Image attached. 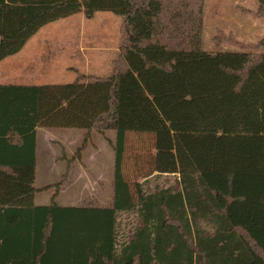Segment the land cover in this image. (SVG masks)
Returning a JSON list of instances; mask_svg holds the SVG:
<instances>
[{
  "label": "trees",
  "instance_id": "trees-1",
  "mask_svg": "<svg viewBox=\"0 0 264 264\" xmlns=\"http://www.w3.org/2000/svg\"><path fill=\"white\" fill-rule=\"evenodd\" d=\"M0 0V60L44 25L81 11L122 16L108 76L0 84V264H264V38L208 52L204 0ZM264 14V0H258ZM85 131L67 170L35 205L37 129ZM113 130L112 207L56 201L91 133ZM152 134V171L181 188L125 177L128 133ZM139 224L121 242L118 217Z\"/></svg>",
  "mask_w": 264,
  "mask_h": 264
},
{
  "label": "rangeland",
  "instance_id": "rangeland-1",
  "mask_svg": "<svg viewBox=\"0 0 264 264\" xmlns=\"http://www.w3.org/2000/svg\"><path fill=\"white\" fill-rule=\"evenodd\" d=\"M188 1L193 7V1ZM203 3L202 42L203 48L208 52L252 50V45L264 38V14L259 13L258 0H204ZM121 25L122 16L113 12L98 11L92 17H87L84 11H81L41 27L28 40L26 50H22L16 57H20L23 61L26 60L28 64L31 60L29 65L34 63L31 69L37 72V77L31 79L30 82L33 83H70L77 78L79 73L108 76L113 72L114 62L119 57ZM40 43L45 47L43 52L49 55L47 58L43 57V61L42 59L37 61L32 56L37 52L36 45ZM15 58H8L9 60L6 61ZM46 65L48 66L45 69ZM1 67L0 64V69ZM84 133L82 129H60L51 135L62 138L66 154H74L83 144ZM105 140L109 141L106 132L104 134L97 131L91 133V138L82 151L86 154V160L83 163H75L78 168L75 169V176L69 179L72 185L67 189L70 193L63 194L61 200L59 199L61 202L73 204V199L77 198L81 199L80 203L83 204L109 205L111 203L113 193L110 192L108 185H111L113 176L115 151L111 144L109 148L101 147V143H105ZM40 149L42 161L39 165L37 187H41L43 183L57 182L63 171L62 165L55 164L54 161L55 154L60 153V148L44 143ZM97 151L106 155L105 162L102 163L105 167V175L98 179L85 169L88 176H83L82 166L79 167V164L85 167L92 165ZM155 152L152 134L128 133L123 166L126 179L131 184L143 183L144 189L149 193L155 192L158 188L180 189L178 176L158 175L157 172L152 171L151 160ZM87 155L92 156V160L87 159ZM93 178L99 185L98 189L96 188V191L98 190L96 195L92 188L90 190L88 187L89 183L95 185ZM51 196L52 191L40 193V198L45 204L50 202ZM92 197L97 199L91 201ZM138 224L136 211L120 213L118 217L119 240L123 242L130 238Z\"/></svg>",
  "mask_w": 264,
  "mask_h": 264
},
{
  "label": "crops",
  "instance_id": "crops-1",
  "mask_svg": "<svg viewBox=\"0 0 264 264\" xmlns=\"http://www.w3.org/2000/svg\"><path fill=\"white\" fill-rule=\"evenodd\" d=\"M28 42V41H27ZM23 46V48L13 54L10 55L2 60H0V64H1V69H0V84H20V85H40L39 83H33L30 82L31 79H35L37 77V72H34L33 69H31V67L34 65V63L32 62V65H29L31 63L28 64V62L23 61L20 57H16L18 56V54H20V52H22V50H26V44ZM37 47L36 49V53L32 56H34V58L39 61L42 59L43 61V57L47 58L49 55L47 53H44L43 51L45 50V47H43V45L40 43L38 45H36ZM45 46V45H44ZM28 56V55H27ZM16 57V58H15ZM8 58H15V59H11V61H6L9 60ZM4 62V63H3ZM48 65L45 66V69L47 68ZM38 72H40V69H38ZM43 73V71H41ZM64 130V129H68V128H48V127H39L37 129V144H36V179H35V187L38 189V192L35 195V205H48L50 204L51 200H52V196L55 193V189L54 188H50V189H45L42 190L43 188L49 186V185H53L56 184L60 181V179L62 178L63 174L66 172L67 170V165H66V160L62 159V150H61V146H65V143L63 142L62 138L60 137H55L51 134H53L56 130ZM76 130H80V129H76ZM84 131V130H83ZM85 132V131H84ZM113 132V134L111 133ZM85 134V133H84ZM106 137H108L109 141H112L113 143L115 142V138H116V133L113 130L110 131H106ZM109 141L107 142L105 140V143H101V147H108L109 148ZM51 144V145H55L58 148H60V153H56L55 154V164L58 163V165H62L63 167V171L60 175V178L57 182L54 183H43L41 187H37V179H38V175H39V165H40V161H42V156H41V146L42 144ZM112 154V153H111ZM115 154V152H114ZM68 158H73L75 156L74 154H69L67 153ZM106 155L102 154L101 152L97 151L94 155L95 161L92 160V156L90 157V155H87V159L91 158L90 160H92V165L85 167L83 165L79 164V167L82 168V174L83 176H88L87 171H90L91 173H93L95 175V177L97 176L98 179L102 178L105 175V170H104V165H102V163L105 162L104 157ZM44 160V159H43ZM86 160V154L82 153L81 157L78 158L76 157L75 162L71 165V170H70V174L68 176V180H66V182L64 183V185L60 188L58 196L56 198V201L59 202L61 205L63 206H79V207H112L113 205V201H114V171H113V176L111 179L110 184L108 185V187L110 188V192L113 193V198L112 201L109 205H97V204H83L80 203L81 199H73L74 203H67L66 202H61L60 198L63 194H68L70 193V191L67 189L69 188L72 184L69 183V179L73 178L75 176L74 172L75 169L78 168L76 167L75 163H83V161ZM46 161V159L44 160ZM101 163V164H99ZM115 163V162H114ZM114 168H115V164H114ZM87 171H86V170ZM93 184L95 185H91V183L88 184V187L92 188V191L94 193V195H96L98 193V190L96 191V188L98 189L99 185L97 184V181L95 180V178H93ZM92 186V187H91ZM48 191H52V196L50 199V202L48 204L43 203V199L40 198V193H45ZM40 198V199H39ZM60 199V200H59ZM90 199V198H89ZM97 199V198H96ZM95 197H92L90 200L91 201H95L96 200ZM68 200V199H67ZM90 200H88L90 202Z\"/></svg>",
  "mask_w": 264,
  "mask_h": 264
}]
</instances>
